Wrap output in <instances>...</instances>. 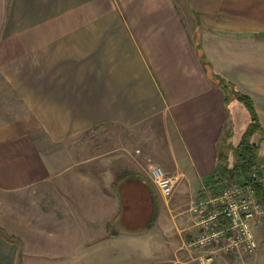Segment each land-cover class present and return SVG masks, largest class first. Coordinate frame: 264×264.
Instances as JSON below:
<instances>
[{
    "label": "crops",
    "instance_id": "obj_1",
    "mask_svg": "<svg viewBox=\"0 0 264 264\" xmlns=\"http://www.w3.org/2000/svg\"><path fill=\"white\" fill-rule=\"evenodd\" d=\"M218 76L251 98L264 131V0H0V191L54 189L47 211L16 218L19 236L0 231V264H77L82 253L108 264L121 244L142 241L156 245L155 263L191 239L190 213H172L149 169L124 158L137 135L98 173L70 146L105 125L161 117L163 164L180 177L174 205L189 197L188 207L220 154L231 166L250 121L236 116L242 103L224 102ZM251 139L264 174V134ZM262 225L242 264L264 251Z\"/></svg>",
    "mask_w": 264,
    "mask_h": 264
},
{
    "label": "rangeland",
    "instance_id": "obj_2",
    "mask_svg": "<svg viewBox=\"0 0 264 264\" xmlns=\"http://www.w3.org/2000/svg\"><path fill=\"white\" fill-rule=\"evenodd\" d=\"M5 87L6 86L4 82L0 78V89L3 90L5 89ZM239 106L240 107L237 108L236 116H241L237 117L240 121L243 112H247V110L243 105ZM238 126L239 125H236V127ZM164 130V124L161 120V117L159 116L154 117L144 122L143 124L130 129H125L120 127L119 125L114 124L105 125L104 127L96 130H92L87 133L84 132L78 135L76 138L72 139L70 150L74 159H77V161L82 160L79 166L85 165V155H87L88 158L93 157V159L91 161H88L86 164L87 167H90V164H92V168L94 167V172L98 173L99 168H96L95 164H100L99 162L101 158H104L109 154H113V152H115L113 150L119 147L121 143L120 140L124 141L125 143L126 140L124 139H128V136L137 135V140L131 142V144H134L135 151L134 148L132 151L135 157L132 156V153H126V156L124 158L130 157V162L132 160L135 163V166L143 173L145 171H148L150 165L158 164L162 166L167 173L173 174L171 171L167 170V168L163 164V161H166L168 156L165 150L166 147H164ZM232 141L234 143V138ZM126 148L128 150L132 149V147ZM232 162L233 159L230 163L232 164ZM81 170L82 172L85 171V169L83 170L82 168H80V171ZM97 176H99V174ZM84 182L83 184L85 185L88 181ZM177 189L178 187L175 188L171 198L166 199L165 204L167 208H170V211L172 213H185V210L186 212H189V205L187 207V202L190 199L189 197H187V201L184 200L185 204L182 203V205H174L173 196ZM53 192L54 189L52 188L51 184L45 189L28 188L14 192L0 191V231H6L9 233L11 232L10 234L13 235H16L15 233L19 234L20 222L15 221L16 218H19L20 214L22 213L26 215L28 213H36L38 211H47L46 208L49 205H52ZM191 201L192 199L190 200V202ZM167 208L166 213L168 214L169 211L167 210ZM14 222H17L16 227L13 226ZM262 226L263 225H261L257 230V238L260 237ZM189 241V236H186L183 241L184 243L180 242L179 245L177 244L178 241H173V249L171 250V253L169 254L168 252H166L165 256L167 258H165V261L162 260V262H153V252L157 251L155 249L156 245H153L154 248L152 249L150 242L143 241L141 243H125V245L121 244L122 247L119 246V252L115 251L114 253H109V256L106 259H108V264H195V253L188 248ZM85 254L86 253H82V256L84 257L81 261H78L77 264H88V262H90V257L85 258ZM80 255L81 254H78V256ZM247 256H249V254L241 258H236L234 256H229L228 258L231 260L230 264H242L241 261H244V259L246 260ZM252 260L254 264H264V251L260 252L259 249L257 255H255ZM99 261L101 260L99 259Z\"/></svg>",
    "mask_w": 264,
    "mask_h": 264
},
{
    "label": "built area",
    "instance_id": "obj_3",
    "mask_svg": "<svg viewBox=\"0 0 264 264\" xmlns=\"http://www.w3.org/2000/svg\"><path fill=\"white\" fill-rule=\"evenodd\" d=\"M258 171L259 165L254 163L250 169L254 184L264 180V174ZM149 175L165 198L172 196L180 179L158 164L150 165ZM253 183L230 180L217 192L204 186L189 203L194 232L188 248L195 253V264H221L225 257L241 258L256 250L264 203Z\"/></svg>",
    "mask_w": 264,
    "mask_h": 264
},
{
    "label": "trees",
    "instance_id": "obj_4",
    "mask_svg": "<svg viewBox=\"0 0 264 264\" xmlns=\"http://www.w3.org/2000/svg\"><path fill=\"white\" fill-rule=\"evenodd\" d=\"M218 79L224 93V102L227 104L233 99L242 103L249 114L250 121L242 133L239 142L231 148L234 156L231 166L228 165V157L224 153L220 154L216 170L211 175L209 181L204 184V186L216 192L230 180H237L242 183H253L250 169L254 163H257L258 144L252 141L251 138L256 132L261 135L264 134L251 98L230 82L225 81L222 77L218 76ZM259 173L261 174V171ZM252 185L260 201L264 203L262 183H253Z\"/></svg>",
    "mask_w": 264,
    "mask_h": 264
}]
</instances>
